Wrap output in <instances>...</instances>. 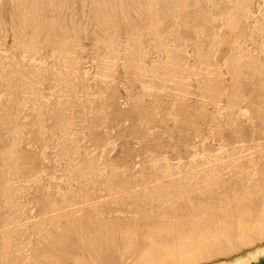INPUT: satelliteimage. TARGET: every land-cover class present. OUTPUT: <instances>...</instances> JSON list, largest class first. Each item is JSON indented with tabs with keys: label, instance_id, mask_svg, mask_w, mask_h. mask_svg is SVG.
<instances>
[{
	"label": "rangeland",
	"instance_id": "obj_1",
	"mask_svg": "<svg viewBox=\"0 0 264 264\" xmlns=\"http://www.w3.org/2000/svg\"><path fill=\"white\" fill-rule=\"evenodd\" d=\"M93 1L0 0V264H68L85 224L264 179V0ZM239 245L197 264L264 255Z\"/></svg>",
	"mask_w": 264,
	"mask_h": 264
},
{
	"label": "bare ground",
	"instance_id": "obj_2",
	"mask_svg": "<svg viewBox=\"0 0 264 264\" xmlns=\"http://www.w3.org/2000/svg\"><path fill=\"white\" fill-rule=\"evenodd\" d=\"M22 1V0H21ZM39 1V0H38ZM93 1V0H92ZM105 1V0H104ZM116 1V0H115ZM119 1V0H118ZM148 1V0H147ZM151 1V0H150ZM178 7H184L186 0H172ZM35 2V1H34ZM56 2V1H55ZM94 2V1H93ZM92 2V3H93ZM113 2V1H112ZM145 2V1H144ZM165 3V1L163 0ZM190 2V1H187ZM26 3V2H25ZM38 3V2H37ZM123 3V2H122ZM138 3V2H137ZM175 3H172L175 4ZM35 4V3H34ZM53 4V2H52ZM101 4V3H100ZM108 4V2H107ZM110 4V3H109ZM117 4V3H116ZM121 4V3H120ZM171 4V3H170ZM189 4V3H188ZM30 5V4H29ZM42 5V4H41ZM49 5V4H48ZM94 5V4H93ZM163 5V4H162ZM161 5V6H162ZM166 5V4H165ZM171 5V6H172ZM17 6V5H16ZM22 4L20 12L26 13L27 9ZM33 6V5H32ZM102 6V4H101ZM109 6V5H108ZM149 6V4H148ZM156 6V5H155ZM167 6V5H166ZM30 7V6H29ZM65 7V6H64ZM157 7V6H156ZM160 7V5L158 6ZM164 7V6H163ZM175 7V6H174ZM37 8V7H36ZM102 8H104L102 6ZM100 8V9H102ZM113 8V7H111ZM115 8V7H114ZM153 8V7H152ZM177 8V7H175ZM184 7L183 9H185ZM51 9V8H50ZM102 12L100 17L105 19L107 15L106 8L100 10ZM110 9V8H109ZM19 10V9H18ZM42 10V9H41ZM56 10V9H55ZM94 10V9H93ZM115 10V9H114ZM127 10H129L127 8ZM132 10V9H131ZM136 10V9H135ZM169 10V9H168ZM172 10V9H171ZM170 10V11H171ZM176 10V9H175ZM180 10V9H179ZM30 11V10H28ZM33 11V10H31ZM37 11V10H36ZM99 11L97 13H99ZM116 11V10H115ZM124 11V10H122ZM137 11V10H136ZM163 11V10H162ZM169 11V12H170ZM185 11V10H183ZM182 11V12H183ZM187 11V8H186ZM44 12V11H43ZM42 12V13H43ZM93 12V11H92ZM112 12V11H111ZM121 12V10H120ZM159 12V11H158ZM157 12V13H158ZM177 12V10H176ZM33 13V12H32ZM60 13V12H59ZM62 13V12H61ZM116 13V12H115ZM127 13V12H126ZM151 13V12H149ZM166 13V12H165ZM181 13V12H179ZM187 13V12H186ZM121 14V13H120ZM123 14V13H122ZM135 14V13H134ZM141 14V13H139ZM183 14V13H182ZM113 15V14H112ZM116 15V14H115ZM168 15V14H167ZM17 16V15H16ZM29 16V13L28 15ZM39 16V15H38ZM94 16V15H93ZM134 16V15H133ZM137 16V15H136ZM146 16V15H145ZM160 16V15H159ZM164 16V15H163ZM177 16V15H176ZM19 17V16H18ZM36 17V16H35ZM43 17V16H42ZM59 17V16H58ZM99 17V18H100ZM147 17V16H146ZM165 17V16H164ZM174 17V16H173ZM94 18V17H93ZM96 18V17H95ZM94 18V19H95ZM118 18V17H117ZM157 18V17H156ZM170 18V17H169ZM52 19V18H51ZM98 19V17H97ZM134 19V18H133ZM166 19V18H165ZM26 24L38 30L39 25L34 22L32 17L24 19ZM59 20V19H58ZM107 20V19H106ZM141 20V19H140ZM145 20V19H144ZM150 20V19H149ZM125 21V20H124ZM129 21V20H128ZM96 22V21H94ZM133 22V21H132ZM142 22V21H141ZM140 22V23H141ZM39 23V22H38ZM59 23V22H58ZM102 23V22H101ZM115 23V22H114ZM55 24V23H54ZM119 24V23H118ZM160 24V23H159ZM26 25V26H27ZM57 25V24H56ZM106 25V24H105ZM18 26V25H17ZM20 26V25H19ZM44 26V25H43ZM59 26V25H58ZM62 26V25H61ZM60 26V27H61ZM113 26V25H112ZM120 26V25H119ZM126 26V25H125ZM129 26V25H127ZM133 26V25H132ZM68 27V26H67ZM150 27V26H149ZM73 28V27H72ZM98 28V27H97ZM128 28V27H127ZM132 28V27H131ZM136 28V27H135ZM144 28V27H143ZM54 29V28H53ZM138 29V28H137ZM142 29V28H141ZM147 29V28H146ZM157 29V26L156 28ZM154 29V31H156ZM18 30V29H17ZM68 30V29H67ZM129 30V29H128ZM148 30V29H147ZM151 30V29H149ZM21 31V30H20ZM51 31V30H50ZM65 31V30H64ZM99 31V30H98ZM103 31V30H102ZM134 31V30H133ZM137 31V30H136ZM135 33H138L136 32ZM146 31V30H145ZM144 31V32H145ZM153 31V33H154ZM41 32V30H40ZM58 32V31H57ZM143 32V31H142ZM21 33V32H20ZM54 33V32H53ZM132 33V32H130ZM161 33V31H160ZM63 34L62 32L58 33ZM69 34V33H68ZM107 34V33H106ZM156 34V33H155ZM64 35V34H63ZM77 35V34H76ZM133 35V34H131ZM136 35V34H135ZM74 36V35H73ZM106 36V35H105ZM148 36V35H147ZM62 37V36H61ZM117 37V36H116ZM127 37V36H126ZM133 37V36H132ZM154 37V36H153ZM162 37V36H161ZM66 38V37H65ZM76 38V37H75ZM95 38V36H94ZM105 38V37H104ZM114 39V37H112ZM157 38V37H156ZM30 39V38H29ZM33 39V38H31ZM111 39V38H107ZM137 39V37L135 38ZM140 39V37H139ZM143 39V38H142ZM60 40V39H59ZM66 40V39H65ZM120 40V39H119ZM118 40V41H119ZM159 40V39H158ZM161 40V39H160ZM99 41V40H98ZM97 41V42H98ZM117 41V42H118ZM132 41V40H131ZM134 41V40H133ZM26 44L27 42L24 41ZM29 42V41H28ZM66 42V41H64ZM108 42V41H107ZM106 42V43H107ZM111 42V41H109ZM130 42V41H129ZM140 42V41H139ZM62 43V42H61ZM101 43V42H100ZM123 43V42H122ZM34 44V43H33ZM104 44V42H103ZM112 44V42H111ZM110 44V45H111ZM119 44V43H118ZM129 44V43H128ZM27 45V44H26ZM20 45L24 50L28 47ZM55 45V44H53ZM106 45V44H105ZM164 45V44H163ZM29 46V45H28ZM116 46V45H115ZM26 47V48H25ZM57 47V44H56ZM62 47V46H61ZM107 47V46H106ZM117 47V46H116ZM129 47V46H128ZM33 49L32 47H30ZM118 48V47H117ZM123 48V47H122ZM121 48V50H122ZM127 48V47H126ZM142 48V47H141ZM163 48V47H162ZM30 49V50H31ZM36 49V48H35ZM60 49V45H59ZM64 49V48H63ZM106 49V48H105ZM110 49V48H109ZM113 50V47H111ZM110 49V52H111ZM120 49V47H119ZM108 50V48H107ZM125 50V49H124ZM163 50V49H162ZM29 51V50H28ZM33 51V50H32ZM36 51V50H34ZM61 51V50H60ZM115 51V50H114ZM113 51V52H114ZM141 51V50H140ZM148 51V50H147ZM25 52V51H24ZM66 52V51H65ZM68 52V49H67ZM108 52V51H107ZM127 51H125L126 53ZM144 54L146 52L143 51ZM28 53V52H27ZM31 53V52H30ZM116 53V52H115ZM114 53V54H115ZM120 53V52H119ZM142 53V52H141ZM147 53V52H146ZM111 54V53H110ZM122 54V53H121ZM148 54V53H147ZM116 55V54H115ZM129 54H126V56ZM144 56V55H143ZM146 56V55H145ZM148 56V55H147ZM147 56L145 58H147ZM131 57V56H130ZM140 57V56H139ZM142 57V56H141ZM144 58V57H143ZM142 59V58H141ZM141 61V60H140ZM145 61V60H143ZM142 63V62H141ZM143 64V63H142ZM139 67V66H138ZM145 67V66H144ZM136 68V67H135ZM147 68V67H146ZM138 69V68H136ZM142 68L140 67V70ZM135 70V69H134ZM143 70V69H142ZM144 71V70H143ZM142 71V72H143ZM140 72V71H139ZM146 73V72H145ZM144 74V72H143ZM252 162V161H251ZM254 162V161H253ZM247 174V173H246ZM250 175V172L248 173ZM247 174V175H248ZM254 175V174H253ZM252 176V175H251ZM250 176V177H251ZM247 178L245 187L238 186L231 196V199L215 197L216 193H210L209 201H218V207L215 203H207L199 200L198 204L193 203L183 205L182 208L174 209L172 203L168 202L171 206L167 205L165 208L154 211H144L141 214L136 213L138 218L121 219L117 227H110L111 229L103 231L102 229L90 228L91 226L81 227L79 231L84 232L88 230L90 237L85 235L81 237L68 236V257L63 260H68V264H197L201 259L208 257L214 258L219 255H226L235 248L239 243L247 244L253 237L264 238V179L261 182H256L252 178ZM254 178V176H252ZM240 180V179H239ZM238 180V182H239ZM241 183V182H240ZM235 185V184H234ZM9 187V186H8ZM213 187V186H212ZM224 187V186H223ZM225 188V187H224ZM9 189V188H8ZM8 189L6 192H8ZM208 189V188H207ZM206 189V190H207ZM226 189V188H225ZM224 189V190H225ZM129 190V189H128ZM132 190V189H131ZM204 191V189H201ZM200 190V191H201ZM223 190V191H224ZM209 191V189H208ZM212 191V188L211 190ZM209 191V192H210ZM4 192V191H3ZM202 192V191H201ZM208 193H205L206 195ZM218 192V191H217ZM5 193V192H4ZM204 193V192H203ZM201 194V193H200ZM222 194V193H221ZM206 195H204L206 197ZM224 195V193H223ZM226 195V194H225ZM224 195V196H225ZM231 195V193H230ZM196 196V195H195ZM214 196V197H213ZM185 197V196H184ZM188 197V196H187ZM201 197V196H200ZM190 198V197H188ZM192 198V197H191ZM195 198V197H194ZM193 198V199H194ZM199 199V198H198ZM208 199L206 201H208ZM181 198L179 199V201ZM188 200V201H187ZM172 201V200H171ZM183 201V200H182ZM177 202V201H176ZM181 202V201H180ZM189 199H186V203ZM165 203V202H164ZM182 203V202H181ZM177 205V203H175ZM174 204V205H175ZM230 204L234 206L235 214L239 217L234 219L231 223L227 218L228 214L231 215ZM182 205V204H181ZM180 206V205H179ZM176 208V206H174ZM255 210L256 218L252 223L250 222L249 211ZM157 209V208H156ZM134 210V209H133ZM146 210V209H145ZM233 211V212H234ZM254 212V211H253ZM252 212V214H253ZM234 214V213H233ZM99 216V215H98ZM118 216V215H117ZM134 216V215H133ZM254 216V215H253ZM102 217V216H101ZM232 217V215H231ZM230 217V218H231ZM228 222L227 221V219ZM232 219V218H231ZM254 219V218H253ZM91 219H89L90 221ZM108 220V219H107ZM75 221V220H73ZM72 221V222H73ZM77 221V220H76ZM88 221V222H89ZM96 222L98 220H95ZM85 222V221H84ZM92 222V221H91ZM74 223V222H73ZM86 223V222H85ZM98 223V222H97ZM100 223V222H99ZM72 224V223H71ZM83 224V223H82ZM94 224V223H92ZM77 225V222H76ZM75 225V226H76ZM84 225V224H83ZM101 225V224H99ZM111 225V224H110ZM109 225V226H110ZM72 226V225H70ZM82 226V225H81ZM94 226V225H93ZM98 226V225H97ZM109 226L107 228H109ZM68 227V226H67ZM79 227V226H78ZM100 227V226H99ZM75 229V228H73ZM72 229V230H73ZM71 230V231H72ZM76 230H78L76 228ZM66 231V230H65ZM74 233V232H73ZM77 233V232H76ZM83 233V234H84ZM62 235L61 233H59ZM58 234V235H59ZM79 234V233H78ZM54 235V234H53ZM68 235V234H67ZM82 235V234H81ZM88 235V236H89ZM50 237H52L50 235ZM57 237V236H56ZM55 237V238H56ZM60 237V236H59ZM62 237V236H61ZM57 240V239H56ZM62 240V239H61ZM59 240V241H61ZM64 240V238H63ZM52 241V238H51ZM55 241V240H54ZM65 241V240H64ZM58 242V241H57ZM50 243V242H49ZM66 243V241H65ZM46 244V243H45ZM55 244V243H54ZM59 244V243H58ZM57 244V245H58ZM62 242V248L63 247ZM48 245V244H47ZM52 246H56L53 245ZM240 246V245H239ZM243 246V245H242ZM241 246V247H242ZM49 247V246H48ZM58 246H56L57 248ZM61 247V246H60ZM59 247V248H60ZM52 248V247H51ZM55 248V249H56ZM237 248V247H236ZM240 248V247H239ZM54 249V248H53ZM50 250V249H49ZM52 250V249H51ZM61 251H63L60 248ZM81 250L85 251V255ZM65 251V250H64ZM51 252V251H50ZM57 252H60L59 249ZM57 252L55 254H57ZM233 252V251H232ZM62 254V253H61ZM60 254V255H61ZM64 254V253H63ZM83 254V255H81ZM257 253L254 255L253 264H264V255L258 257ZM59 255V253H58ZM62 256V255H61ZM71 256V258H70ZM82 257V259L80 258ZM62 258V257H61ZM88 258V261L85 259ZM208 259V260H209ZM60 260V259H59ZM86 260V262H85ZM61 264H64L63 262ZM237 264H252L250 261L238 262Z\"/></svg>",
	"mask_w": 264,
	"mask_h": 264
}]
</instances>
